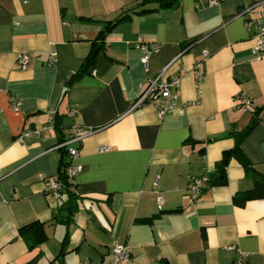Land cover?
<instances>
[{
  "label": "crops",
  "instance_id": "obj_1",
  "mask_svg": "<svg viewBox=\"0 0 264 264\" xmlns=\"http://www.w3.org/2000/svg\"><path fill=\"white\" fill-rule=\"evenodd\" d=\"M172 1L178 5L138 14L159 3L0 0V264H110L117 243L130 246L133 264H264V200L234 202L254 186L243 163L264 175V58L253 55L245 26L257 13L238 17L244 5L264 0ZM129 11L130 20L106 35L94 66L69 84L105 25ZM138 37L161 47L148 70ZM205 52L199 90L193 68ZM177 56L166 73L182 77L173 112L160 118L149 104L129 113L140 85ZM242 97L252 100L246 112L237 105ZM256 112L239 156L226 158L232 135L247 130ZM51 118L61 135L18 141ZM73 128L89 133L71 144L75 160L58 147ZM75 165L82 167L72 181L78 208L60 223L69 201L48 197L45 178ZM222 172L225 185L218 184ZM205 173L210 182L193 200L189 184ZM37 223L48 239L29 247L25 237Z\"/></svg>",
  "mask_w": 264,
  "mask_h": 264
},
{
  "label": "built area",
  "instance_id": "obj_2",
  "mask_svg": "<svg viewBox=\"0 0 264 264\" xmlns=\"http://www.w3.org/2000/svg\"><path fill=\"white\" fill-rule=\"evenodd\" d=\"M254 12H256L257 15L252 18H246L245 26L254 41V46L252 48L253 55L256 57V59H262L264 58V1L250 5H244L241 11L239 12L238 17H246V15L253 14ZM136 47L143 53L142 63L144 64L145 69L148 70L150 57L153 54H157L160 52V45L155 43H146L141 37H138ZM55 56L56 52L53 50L51 52L50 57V60L52 62L54 61ZM179 56H177L176 59L172 61L159 75L148 78L145 83L140 85V88L131 103L129 113L149 104L155 106V108L157 109L158 116L160 118H163L165 115L173 112L177 105L178 99V97L173 93V90H179L181 88L182 77L175 76L171 79H167L166 73L170 66L178 60ZM208 56L209 54L205 52L203 54L202 60L197 61L193 68V73L196 79V85L199 90L201 89V85L204 80L203 67ZM18 61L22 67H26L29 61L28 55L26 53H22L19 56ZM237 105L243 112H246L252 106V100L247 97H242L237 100ZM11 106L14 111L19 112L21 108V101L17 97L12 96ZM74 114L75 111L71 112V115ZM51 131H55L53 118H51L47 124L40 128L24 129L18 135L17 139L19 142L24 143L26 142V140L30 139L48 138L47 134ZM88 134L89 133H86L84 130H80L79 128H73V136L70 139H66L63 143H59L58 147H60L61 149H66L70 159L75 160L77 157H79V151L78 148L71 146V144L74 142H80ZM108 150H110V147H101L99 149L100 152H106ZM81 171L82 167L79 165L69 166L65 169L64 175L70 181H73V179ZM45 181L47 196L50 197L52 200L59 201L65 191V186L63 185V183L59 181L56 177H46ZM159 182L160 179L158 177L154 183V190L157 194L159 206H163L164 197L161 194V191L159 190ZM209 182V173H205L201 177L193 179L188 187L190 197L193 200H197L206 190ZM72 189H74V187H72ZM110 264H133L132 251L130 246L119 243L115 244L112 249ZM237 264H241V262H237Z\"/></svg>",
  "mask_w": 264,
  "mask_h": 264
},
{
  "label": "trees",
  "instance_id": "obj_3",
  "mask_svg": "<svg viewBox=\"0 0 264 264\" xmlns=\"http://www.w3.org/2000/svg\"><path fill=\"white\" fill-rule=\"evenodd\" d=\"M152 2H158L159 7L154 8V9H145V10H142V11L137 12V13L138 14L151 13V12L161 10V9H170V8L176 7L178 5L176 1H172V0H144L143 4H150ZM131 13H134V12L129 11V12H126L124 14H121L119 17L108 22L105 25V29L101 33V39H102L101 44H98L97 46H95L93 48L90 55L84 61L81 69L79 70L78 73H76L73 76V78L71 79L69 84H72V83L80 80L88 72V70H90L94 66L98 52L101 51V49L104 47V45L102 43H104V39L106 38V35L109 32H111L114 28H116L118 25L129 21L131 18ZM258 116H259V114H258V112H256L255 113V119L253 120L252 124L248 127L247 130H245L241 134L232 135L235 139L236 145H235L234 149L225 152L226 158H230L232 156H239L240 143L255 128V126L258 123ZM54 125H55V131L59 135H61V124H60L58 118L54 119ZM65 140H66L65 138H61L60 143H63ZM62 150L67 153L66 149L63 148ZM243 166L245 167L246 176L252 179L254 186L251 190H249L245 193H242L240 196H236L234 198V202L237 206H244L248 201H251V200H257V199L264 200V175H262L258 171H255L251 166H248V164H246V163H243ZM221 175L222 176L219 179L218 184L225 185L227 183L226 176L224 175V172H222ZM57 179L59 181H61L63 183V185L65 186V191L63 193V196L61 197V200L64 197H66L67 200L69 201L68 208L63 210V212H65V213L64 214L62 213L60 215L58 222H60V223L67 222L68 223L75 216V213H76L77 208H78L79 199H78L77 194L75 193V190L72 189V187H73L72 181H70L64 175V172ZM23 230L24 229H21V234H22ZM25 238H26V241H27L29 247H36V246L38 247L41 244H43L48 239V235H47L46 230L44 228V224L37 223V225H35V228L32 229L30 231V234H28V236H26ZM65 245H66V243L63 244V250H62L63 252H64Z\"/></svg>",
  "mask_w": 264,
  "mask_h": 264
}]
</instances>
